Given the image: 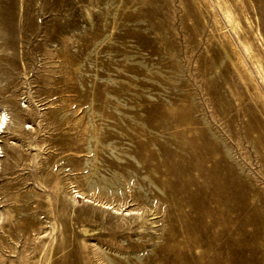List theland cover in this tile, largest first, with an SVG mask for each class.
Returning <instances> with one entry per match:
<instances>
[{
  "label": "rangeland",
  "instance_id": "obj_1",
  "mask_svg": "<svg viewBox=\"0 0 264 264\" xmlns=\"http://www.w3.org/2000/svg\"><path fill=\"white\" fill-rule=\"evenodd\" d=\"M0 111V264H264V0H0Z\"/></svg>",
  "mask_w": 264,
  "mask_h": 264
},
{
  "label": "bare ground",
  "instance_id": "obj_2",
  "mask_svg": "<svg viewBox=\"0 0 264 264\" xmlns=\"http://www.w3.org/2000/svg\"><path fill=\"white\" fill-rule=\"evenodd\" d=\"M218 4V3H217ZM210 7V6H209ZM212 10V9H211ZM224 15V14H223ZM229 16H230V14H229ZM232 16V15H231ZM234 17V16H233ZM231 18V17H230ZM230 25H231V23H230ZM232 28V27H231ZM222 30H223V28H222ZM222 32V31H221ZM226 37V36H225ZM228 38V37H227ZM229 39V38H228ZM229 42V41H228ZM246 42V41H245ZM230 43V42H229ZM231 44V43H230ZM232 46V45H231ZM233 47V46H232ZM232 49V48H231ZM235 50V49H234ZM247 71V70H246ZM262 99V98H261ZM3 111H0V129L1 128H4V126H5V117H4V114L2 113ZM85 230V229H84ZM84 233H85V231H84ZM162 263V261L160 262V264ZM156 264V263H155ZM157 264H158V261H157Z\"/></svg>",
  "mask_w": 264,
  "mask_h": 264
}]
</instances>
